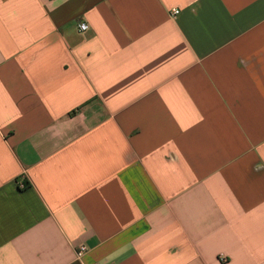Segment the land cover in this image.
I'll return each mask as SVG.
<instances>
[{"label": "crops", "instance_id": "obj_1", "mask_svg": "<svg viewBox=\"0 0 264 264\" xmlns=\"http://www.w3.org/2000/svg\"><path fill=\"white\" fill-rule=\"evenodd\" d=\"M0 264H264V0H0Z\"/></svg>", "mask_w": 264, "mask_h": 264}, {"label": "built area", "instance_id": "obj_2", "mask_svg": "<svg viewBox=\"0 0 264 264\" xmlns=\"http://www.w3.org/2000/svg\"><path fill=\"white\" fill-rule=\"evenodd\" d=\"M173 13L175 15H177L179 13V11L175 10L173 11ZM79 29L82 31V32H86L88 29H89V26L86 24V23H80L79 24ZM88 251V248L86 245H80L76 251V256L81 259L84 257V255L87 253Z\"/></svg>", "mask_w": 264, "mask_h": 264}]
</instances>
